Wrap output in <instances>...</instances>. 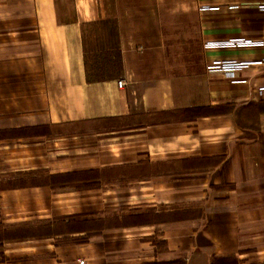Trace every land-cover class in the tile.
Wrapping results in <instances>:
<instances>
[{"label":"crops","instance_id":"1","mask_svg":"<svg viewBox=\"0 0 264 264\" xmlns=\"http://www.w3.org/2000/svg\"><path fill=\"white\" fill-rule=\"evenodd\" d=\"M263 4L0 0V264H264Z\"/></svg>","mask_w":264,"mask_h":264},{"label":"built area","instance_id":"2","mask_svg":"<svg viewBox=\"0 0 264 264\" xmlns=\"http://www.w3.org/2000/svg\"><path fill=\"white\" fill-rule=\"evenodd\" d=\"M207 7H204V9ZM258 10L264 13V4L258 6ZM264 42H252L251 40H232L229 42H221V43H207L205 47L207 49H217V48H227V47H263ZM263 61H214L207 66V71L209 73H223L230 78L234 77V74L238 71H243L248 69L254 65H261ZM239 82V81H236ZM244 82V81H241ZM118 85L122 88L125 83L123 81H119ZM264 90V89H263ZM262 90V91H263ZM80 264H84L83 261Z\"/></svg>","mask_w":264,"mask_h":264},{"label":"rangeland","instance_id":"3","mask_svg":"<svg viewBox=\"0 0 264 264\" xmlns=\"http://www.w3.org/2000/svg\"><path fill=\"white\" fill-rule=\"evenodd\" d=\"M106 25H98V26H89L86 29V36L88 37L89 44L86 48V58L88 62V67L90 69V74L93 77H110L111 75L117 77L120 73H118V67H107L110 63L116 64L115 60L118 59L116 53L112 52L111 54L114 56V62L111 60L112 55L110 53H106V50L100 49V45H98L97 36L94 34L96 29L101 27H105ZM107 27V26H106ZM99 38V37H98ZM118 62V61H117Z\"/></svg>","mask_w":264,"mask_h":264}]
</instances>
